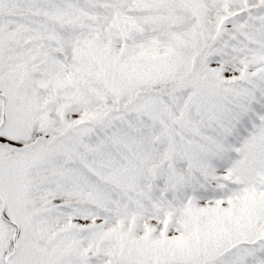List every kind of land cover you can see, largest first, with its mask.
<instances>
[{
	"label": "snow or ice",
	"instance_id": "snow-or-ice-1",
	"mask_svg": "<svg viewBox=\"0 0 264 264\" xmlns=\"http://www.w3.org/2000/svg\"><path fill=\"white\" fill-rule=\"evenodd\" d=\"M0 264H264V0H0Z\"/></svg>",
	"mask_w": 264,
	"mask_h": 264
}]
</instances>
